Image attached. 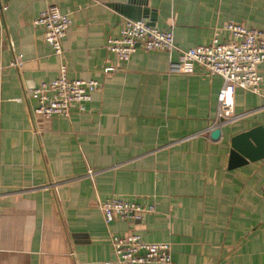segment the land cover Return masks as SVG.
Masks as SVG:
<instances>
[{"label":"crops","instance_id":"1","mask_svg":"<svg viewBox=\"0 0 264 264\" xmlns=\"http://www.w3.org/2000/svg\"><path fill=\"white\" fill-rule=\"evenodd\" d=\"M50 5L72 21L60 56L34 24ZM144 8L175 47L121 63L107 40ZM229 20L264 30V0H0V264H107L110 235L131 232L168 242L170 264H264V158L228 168L231 137L264 128V61L259 93L236 88L239 117L218 139L222 77L168 71L181 50L227 39ZM60 62L98 87L69 117L37 116L30 92ZM109 198L154 211L106 223Z\"/></svg>","mask_w":264,"mask_h":264},{"label":"built area","instance_id":"2","mask_svg":"<svg viewBox=\"0 0 264 264\" xmlns=\"http://www.w3.org/2000/svg\"><path fill=\"white\" fill-rule=\"evenodd\" d=\"M6 7H1L5 9ZM71 18L56 5H50L39 12L34 24L44 28V39L51 46L55 55H61L62 39L71 25ZM224 29L229 37L221 40L214 36L208 44L190 47L180 51L177 61H170L168 71L189 73L194 65L199 64L212 75H220L222 87L217 98L216 127L232 123L238 119L234 113V93L236 88H243L259 93L262 76L258 65L264 61V30L248 27L229 20ZM142 47L146 50H171L175 47L173 34L161 30L144 19H125L117 36L109 37L106 48L113 52L118 61L126 63L131 55ZM11 66L21 68V55L14 57ZM114 66L104 68L106 73L114 71ZM98 87L94 79L70 78L67 67L60 62L56 78L40 82L30 92L35 104L33 114L43 118L52 116L69 117L73 102H84ZM20 101V100H19ZM222 119V121H221ZM215 128L212 127V129ZM92 177L93 172L89 170ZM99 208L106 223L118 217L131 223L141 220L145 213L154 211V206H145L135 201L109 198L99 203ZM113 259L107 264H170L171 247L168 242H149L140 234L131 232L126 235H110Z\"/></svg>","mask_w":264,"mask_h":264},{"label":"water","instance_id":"3","mask_svg":"<svg viewBox=\"0 0 264 264\" xmlns=\"http://www.w3.org/2000/svg\"><path fill=\"white\" fill-rule=\"evenodd\" d=\"M134 19H144L149 24L155 25V16L147 8L136 12ZM222 121V119H221ZM223 126V125H221ZM221 126L213 128L210 132L212 139H218L221 136ZM230 156L228 168L232 169L249 161H255L264 158V128L261 125L253 127L245 132H241L230 139Z\"/></svg>","mask_w":264,"mask_h":264}]
</instances>
